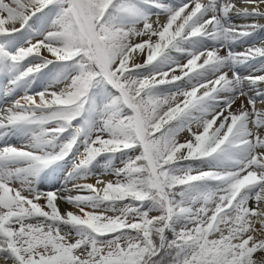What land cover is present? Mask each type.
<instances>
[{
	"label": "snow or ice",
	"instance_id": "snow-or-ice-1",
	"mask_svg": "<svg viewBox=\"0 0 264 264\" xmlns=\"http://www.w3.org/2000/svg\"><path fill=\"white\" fill-rule=\"evenodd\" d=\"M239 3L0 0V264H264V0Z\"/></svg>",
	"mask_w": 264,
	"mask_h": 264
},
{
	"label": "bare ground",
	"instance_id": "bare-ground-1",
	"mask_svg": "<svg viewBox=\"0 0 264 264\" xmlns=\"http://www.w3.org/2000/svg\"><path fill=\"white\" fill-rule=\"evenodd\" d=\"M238 4H239V6H244V5H242V4H240L239 3V1H238ZM250 7V6H249ZM237 20L238 19H235L234 18V22L236 23L237 22ZM263 36H264V32H263ZM254 43H255V46H262V41H260V39L258 40V39H255L254 40ZM88 183H94L95 182V180H91V178L87 181ZM59 185H57V187H58ZM44 187H49V185H45ZM61 207H62V209H64V208H70V206L69 205H65V204H62L61 205Z\"/></svg>",
	"mask_w": 264,
	"mask_h": 264
},
{
	"label": "rangeland",
	"instance_id": "rangeland-1",
	"mask_svg": "<svg viewBox=\"0 0 264 264\" xmlns=\"http://www.w3.org/2000/svg\"><path fill=\"white\" fill-rule=\"evenodd\" d=\"M238 1H239V0H237V3H238ZM238 6H239V4H238ZM239 20H240V19H239ZM248 22H250V21H244V20H241V21H239V24H241V23H248ZM259 23L264 24V20L259 21ZM256 36L261 37V32L259 33V31H258ZM262 41H264V39H262ZM241 48H244V46L241 47ZM92 179L95 180V178H91V180H92ZM105 179H111V177H110V176H109V177H105Z\"/></svg>",
	"mask_w": 264,
	"mask_h": 264
}]
</instances>
